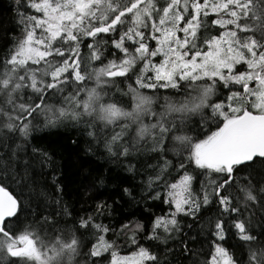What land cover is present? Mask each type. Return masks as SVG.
<instances>
[{
    "label": "snow or ice",
    "instance_id": "obj_1",
    "mask_svg": "<svg viewBox=\"0 0 264 264\" xmlns=\"http://www.w3.org/2000/svg\"><path fill=\"white\" fill-rule=\"evenodd\" d=\"M15 6L6 31L19 35L0 56V264H264V0ZM69 127L77 153L116 165L87 187L131 174L124 204L66 199L50 138Z\"/></svg>",
    "mask_w": 264,
    "mask_h": 264
},
{
    "label": "trees",
    "instance_id": "obj_2",
    "mask_svg": "<svg viewBox=\"0 0 264 264\" xmlns=\"http://www.w3.org/2000/svg\"><path fill=\"white\" fill-rule=\"evenodd\" d=\"M16 12L15 0H0V56L6 52L5 44L7 43L6 37L11 34L19 35V29L15 30V33L7 32L14 28V16ZM53 132L57 134L52 136L50 140L63 147L62 156L58 159L62 160L65 171L68 174L70 186L68 189V195L66 199L70 200L81 211L90 209L94 203L99 202L101 199L107 201L108 204H113V201L120 204H124V200L121 199L122 191L120 187V180L118 177L130 176V173H121L119 170L112 173V179L105 182L103 186L97 183L96 188H89L87 185L91 184L97 175L101 174L105 169L116 168L114 163H107L104 159H96L90 157H84L82 153H77L68 141V138L73 135L71 128H59L53 129ZM43 135V133H41ZM46 140L44 143H48ZM81 169L86 171L81 173ZM130 184H123V187H130ZM102 194V195H101ZM126 199V198H125ZM139 199V198H138ZM149 204L152 202L149 201ZM113 206H115L113 204ZM140 206H143V202H140ZM134 210H136L134 206ZM158 209H153L157 211ZM128 211V207L125 205L124 212ZM139 215V212H137ZM116 218H119L118 216ZM107 222V221H105ZM197 247H199L197 245ZM204 250H207V245H204ZM127 253L126 249H122V254ZM199 259H204L203 256Z\"/></svg>",
    "mask_w": 264,
    "mask_h": 264
},
{
    "label": "rangeland",
    "instance_id": "obj_3",
    "mask_svg": "<svg viewBox=\"0 0 264 264\" xmlns=\"http://www.w3.org/2000/svg\"><path fill=\"white\" fill-rule=\"evenodd\" d=\"M125 254H127V253H125Z\"/></svg>",
    "mask_w": 264,
    "mask_h": 264
}]
</instances>
